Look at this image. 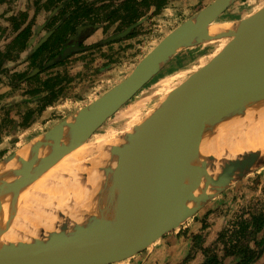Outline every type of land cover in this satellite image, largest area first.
<instances>
[{
	"label": "water",
	"instance_id": "water-1",
	"mask_svg": "<svg viewBox=\"0 0 264 264\" xmlns=\"http://www.w3.org/2000/svg\"><path fill=\"white\" fill-rule=\"evenodd\" d=\"M235 2L213 0L169 32L128 76L105 94L34 137L32 144L27 145L33 139L23 144L21 149L44 139L51 142L45 152L27 155L26 174L20 169L11 173L16 177L26 175L28 184L24 191H29L37 179L86 145L179 51L229 39L202 68L189 75L129 130L140 137L136 136L133 147L137 153L133 164H126L129 152L118 156L113 152L119 150L124 133L105 157L97 159L102 162L94 169L103 172L104 181L95 190H88L98 200L90 204L84 201L87 207L77 212L80 220H70L74 213L67 208L66 216L56 213V218L68 227L67 232L55 229L37 237L15 234L10 240L0 234V264L121 261L178 229L238 180L264 166V161L257 162L227 179L225 169L214 166L206 150L207 140L212 138L217 125H226L231 107L249 88L264 81V6L247 18L227 23V27L211 28ZM77 118L78 125L68 129L66 124ZM146 147H151L152 152H147ZM18 151L1 160L0 165L24 160ZM263 250L264 246L259 252Z\"/></svg>",
	"mask_w": 264,
	"mask_h": 264
},
{
	"label": "rangeland",
	"instance_id": "rangeland-1",
	"mask_svg": "<svg viewBox=\"0 0 264 264\" xmlns=\"http://www.w3.org/2000/svg\"><path fill=\"white\" fill-rule=\"evenodd\" d=\"M12 1L14 0H0V20L4 17V14H7L4 12L7 7H14V2ZM212 1L213 0H167L165 7L161 9L158 14L153 13L154 9L152 8L141 18L140 24L133 29H136L134 37L86 54H81L70 59L64 67L41 73L40 81L53 78L60 73L59 79H54L59 82V85L53 88V91L56 93V98L51 101L52 105L47 107L43 112H39V110L47 103L44 97L48 95L49 92H30L32 88L36 89L40 86V81L34 80L31 84L23 83L18 86H11L13 80L10 75L15 73L14 71L16 70L20 72L29 71L28 63L15 60L14 63L17 65L14 68L16 70H9L12 66V61L5 62L2 69H7L9 73L4 78L2 74H0V84H2L0 85V110L5 108V110L8 111L9 119L12 123H17V126L15 125L14 128L10 130L12 133H15L12 138L10 131L3 132L0 138V161L13 152L21 149L25 142L48 131L60 122V118H66L78 109L85 107L105 94L114 85L128 76L134 66L169 32L199 10L209 5ZM89 2H92V0ZM18 5L23 8L22 3ZM262 6H264V0H236V2L218 19L217 23L226 26L227 23L247 18ZM36 16L37 21L47 15L45 12L40 11ZM2 24L7 27L6 22L0 21L1 27ZM102 27V32L95 35V40L97 41L102 40L108 35L114 28V25L107 27V24H103ZM228 40L227 38L210 41L179 51L140 92L93 134L87 142V145H85L88 150H90L88 151L87 157L82 159L76 155L71 159V163L81 162L79 161L81 159L82 163H85V161L89 163L92 160L97 161L100 152L104 154L102 157H105L109 148L119 141L123 133L141 123L173 89L214 57L224 47ZM2 45L1 43L0 47ZM64 77L68 78L65 79ZM62 79L64 80L62 81ZM48 85H51V81L48 82ZM40 88L42 90L45 89L42 86H40ZM110 141L112 144L111 146L106 145V149H100L102 145H97L99 142L105 145L106 142L109 143ZM73 154L72 156H74ZM75 169H77V171L74 173L73 170L69 175H66L64 172H57L55 176H50L51 179H54L53 181L51 180V183L53 182L54 185L59 183V186L61 185L60 187H63L66 184H62L60 181L64 182L69 180V182H73L71 184L77 185L79 188L84 187L83 189H85L88 187V189L93 191L97 188V185L100 184L98 183L99 181L101 183L104 181L103 179L101 180V178H104V174L99 170L94 169L95 171H92L93 174H91V172L90 174H81V168L75 167ZM76 173H78L76 176L73 175ZM58 175H60V177ZM84 175L87 177L84 178ZM88 175L91 179L88 178ZM96 176L97 178H95ZM80 177L82 182H80ZM90 180L92 182H90ZM86 183H88V185ZM93 183L95 184L92 186L91 184ZM54 185L52 186L54 187ZM49 188H51V186ZM30 190L28 193L32 191ZM66 203L70 206V208H68L70 212L72 209V213L75 212L74 210L80 209L73 197L68 198ZM262 213H264V166L238 180L189 220L191 221L190 223L198 225L195 234L201 236L200 242L191 239L189 236H185V238H187L186 240L189 239L190 241L187 252L183 255H177L174 259L166 262L167 250L165 248L158 249L160 247H158L156 241L151 252L153 255L155 254L154 257H156V259L151 264H197L202 254L199 245L203 239L204 243L208 240V244L212 242L210 245H214L219 233L227 231L228 228L238 223L240 220H249L250 214L259 215ZM189 221L184 224L186 225L184 229L189 225ZM181 227H183V225ZM181 227L166 235L174 234L177 231L179 232ZM179 235L181 236L182 234L180 233ZM263 235L264 233L261 231L257 235V238L260 239ZM158 241H160V239ZM151 247L153 246H149V248ZM145 249L129 258L112 264L139 263L142 260L139 259L140 256L147 251V249L146 251ZM193 249L196 251L193 253V256L188 259L187 255L191 253ZM217 255H219L220 258L222 257L220 251H218ZM234 259L235 257H224L220 264H231V261H234ZM163 261L164 263H162ZM143 264L145 263L143 262ZM258 264H264V252Z\"/></svg>",
	"mask_w": 264,
	"mask_h": 264
},
{
	"label": "trees",
	"instance_id": "trees-1",
	"mask_svg": "<svg viewBox=\"0 0 264 264\" xmlns=\"http://www.w3.org/2000/svg\"><path fill=\"white\" fill-rule=\"evenodd\" d=\"M15 1L18 4L22 3L23 8L9 6L6 9L8 14H4L1 19L7 23V27L0 25V33L10 32L11 35L4 39L3 48L0 49V73L7 76L8 70L2 69V66L5 62L12 61L14 64L15 60L27 62L29 71L10 75L13 80L11 86L31 84L34 80L40 81L41 73L64 67L74 56L134 37L136 29H133L140 24L141 18L152 8L153 13L158 14L165 7L167 0H92V2H89L91 0H20V2L14 0L12 2ZM40 11L45 12L47 16L36 24V15ZM103 24H107V27L114 25V28L102 40L97 41L95 35L102 32ZM1 40H3L2 36L0 43ZM59 76L60 73L53 78L40 81L39 85L44 87V90L40 86L30 90L31 93L49 92L44 97L47 103L39 112L51 106V101L56 98L53 88L59 85V82L54 79L58 80ZM49 81L51 85H48ZM1 113L0 129L4 125H10L9 128L12 129L13 123L9 119L8 111L2 108ZM61 120L63 117L59 119ZM263 230L264 213L250 214L249 220H240L227 231L219 233L212 247H200L204 255L202 264H220L224 257H235L234 264H255L258 260V252L264 246V235L260 239L257 235ZM191 239L200 242L201 236L195 235ZM218 245L221 246V258L217 255ZM193 253L194 249L187 258H191Z\"/></svg>",
	"mask_w": 264,
	"mask_h": 264
},
{
	"label": "bare ground",
	"instance_id": "bare-ground-1",
	"mask_svg": "<svg viewBox=\"0 0 264 264\" xmlns=\"http://www.w3.org/2000/svg\"><path fill=\"white\" fill-rule=\"evenodd\" d=\"M224 26L225 25L216 22L212 24L211 28L213 30H219ZM227 26H229V24H227ZM203 31L210 33L207 29ZM195 38H197V36L194 37V39ZM78 122L79 118L71 120L66 124L67 128L69 129L75 124L78 125ZM223 124L217 125L219 127L215 129L214 135L207 140L206 150L212 156L214 166L225 169L226 177L230 179L250 169L253 167V164L264 161V81L259 82L257 86L249 88L244 93L239 101L229 110L225 123L226 125ZM129 130H127L120 139L119 150L115 149V151H113L117 156L129 152L128 158L126 159L127 165L133 164V162L136 161L135 155L137 153H135L133 147L136 145V136L140 138L134 131ZM143 140L145 141L144 138H142V141ZM50 144V141L48 143V141L44 139L36 145H31L28 148L24 147L17 152L24 160L16 164L8 161L0 165V197L2 198V201H0V234L6 239H13L15 234L37 237L55 229L61 232H67L68 227L63 225L62 219L56 218L57 212H61V214L65 216L69 214L67 208H70V206L66 203V200L73 197L75 203L79 205L81 210H83V207H87V204L98 200L97 196L92 198V195L88 192V187L85 189H83L84 187L79 188L77 185L71 184L73 182H69V180L64 182L60 181L62 184H66L63 187H60L61 185L59 186V183L55 185L53 182L51 183V180L53 181L54 179H51L50 176H55L57 172H64L66 175H69L73 170L75 173V171H77L75 167L81 168V174H90V172L93 174L95 171L94 168L102 161L92 160L89 163H86V161L82 163V159H85L88 151H90L85 145L72 152L53 169L41 176L40 179H37L35 183L30 186L32 190H30V193H28L27 190L24 191L27 189L26 184H28L27 176L23 175L26 174L24 172V163L27 162V155L36 152H45ZM111 144V141L109 143L106 142L105 145H103L102 142L97 143V145H102L100 149H106V145L111 146ZM145 150L150 153L152 152L151 147H149V149L146 147ZM101 153L102 152H100L99 158L104 155ZM72 154L74 156H72ZM218 154L224 155L218 156ZM76 155L82 158L79 160L81 162L72 164L71 159ZM130 156L132 158H130ZM135 167L137 168V165H135ZM15 169H20L23 172L22 176H20L21 178L16 177L15 174L11 175ZM33 173L37 175L34 171ZM77 174L78 173L73 175L76 176ZM58 176L60 177V175ZM15 178L18 179L19 182L15 181ZM95 178H97V176ZM89 179H91V177ZM80 180V182H82L81 177ZM90 182L92 181L90 180ZM95 183L91 185L93 186ZM98 183L101 182L99 181ZM86 184L88 185V183ZM52 185H54V187ZM50 186L51 188H49ZM92 186L90 187L93 188ZM87 200L89 202L85 204L84 201L87 202ZM80 209L77 211L75 210L74 216L72 218L69 217L70 220H80L77 218L78 214H75L78 211L81 213ZM72 212L71 209V213ZM99 216L104 219L107 218L103 213H100Z\"/></svg>",
	"mask_w": 264,
	"mask_h": 264
},
{
	"label": "crops",
	"instance_id": "crops-1",
	"mask_svg": "<svg viewBox=\"0 0 264 264\" xmlns=\"http://www.w3.org/2000/svg\"><path fill=\"white\" fill-rule=\"evenodd\" d=\"M13 4H16V6L14 5V7H16V8L18 7L17 9H19V5H18L17 1H15ZM22 6H23V4H22ZM4 12H6V11H4ZM0 21L1 22H5L3 20H0ZM41 21H42V19H38L37 23H40ZM2 26L5 27L4 24H2ZM10 35H11L10 32L0 33V36H2V39H3V40H1V43L3 45H4V39L6 37H9ZM111 45H114V44H111ZM2 46L0 47V49L2 48ZM0 85H2V84H0ZM33 142H34V139L31 140L30 142H28V143L26 142V143H27V145H30ZM190 222L191 221H189V225L187 226L188 227V229H187L188 234L187 235L191 234L192 232L195 233L197 231V228H198L197 224L190 223ZM186 239L187 238H185V235H183V236L181 235L180 236L178 231H177L174 234L166 235L165 237L160 239V241H157L158 247H160L158 249L165 248L167 250L166 262L171 260V259H174L175 256H177V255H183V254H185L187 252V250L189 249V246H190V241H189V239L188 240H186ZM207 244H208V240H207ZM154 245H155V243L152 244L153 247L148 248L147 251L140 256L139 259H142V260L139 263L135 262L134 264H143V262L145 264L153 263L154 260L156 259V257H154L155 254L153 255L151 253L152 249L154 248ZM199 258H200V260H199V262L197 264H200V262L202 260L201 256ZM162 263H164V261Z\"/></svg>",
	"mask_w": 264,
	"mask_h": 264
},
{
	"label": "flooded vegetation",
	"instance_id": "flooded-vegetation-1",
	"mask_svg": "<svg viewBox=\"0 0 264 264\" xmlns=\"http://www.w3.org/2000/svg\"><path fill=\"white\" fill-rule=\"evenodd\" d=\"M36 24H38L37 22H36ZM1 44V43H0ZM3 48V47H2ZM1 48V49H2ZM92 52V51H91ZM88 53V52H87ZM83 54H86V53H83ZM77 56H79V55H77ZM77 56H74L73 58H75V57H77ZM72 59V58H71ZM70 60V59H69ZM17 64L16 63H14V64H12V66L10 67V69L9 70H11V69H15L14 67L16 66ZM16 70V69H15ZM15 73L16 72H20V71H14ZM8 73H9V71H8ZM0 74H2V73H0ZM2 77L4 78L5 76L2 74ZM1 82V81H0ZM2 117V113H1V110H0V118ZM17 119V118H16ZM12 125V124H11ZM17 126V123H13V127H12V129L14 128V126ZM9 126L10 125H4V127L2 128V129H0V138H1V136L3 135V132H5V131H7V132H9L10 130H12V129H10L9 128ZM20 126V125H19ZM0 127H1V122H0ZM11 132V131H10ZM15 133L13 132H11V138H12V136L14 135ZM184 226H186V225H183V227H181L180 228V231L178 232L179 234L181 233L182 235H185V236H189V237H191L192 238V236H195L196 234L195 233H191V234H189V235H187L188 234V232H187V228L185 227V229H184ZM263 233H264V230H263ZM198 236H200V235H198ZM203 241H204V239H203ZM202 241V243H200V245H199V247H202V248H209V247H212L213 245H210L211 243H209V244H207V242L206 243H204ZM216 241V240H215ZM149 248V247H148ZM148 248H146V249H148ZM220 248H221V246L220 245H218V251H220ZM146 249H145V251H146ZM261 250V249H260ZM259 250V251H260ZM195 251L196 250H194V253H195ZM263 252H264V250L260 253V252H258V260H257V262L255 263V264H258V262H259V260H260V257L263 255ZM201 258H202V260H201V262H200V264H202L203 263V261H204V255H202L201 254ZM235 263V260L234 261H231V264H234Z\"/></svg>",
	"mask_w": 264,
	"mask_h": 264
}]
</instances>
